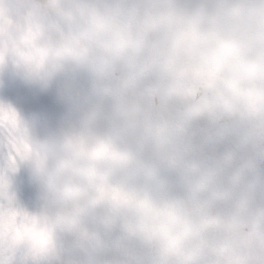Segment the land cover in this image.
<instances>
[{
    "label": "clouds",
    "instance_id": "obj_1",
    "mask_svg": "<svg viewBox=\"0 0 264 264\" xmlns=\"http://www.w3.org/2000/svg\"><path fill=\"white\" fill-rule=\"evenodd\" d=\"M0 264H264V0H0Z\"/></svg>",
    "mask_w": 264,
    "mask_h": 264
}]
</instances>
